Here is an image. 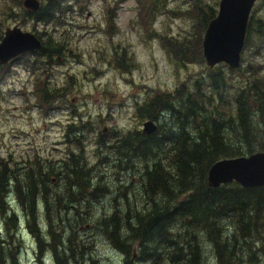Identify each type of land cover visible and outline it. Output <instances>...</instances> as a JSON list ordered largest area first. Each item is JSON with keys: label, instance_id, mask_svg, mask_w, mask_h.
Masks as SVG:
<instances>
[{"label": "rangeland", "instance_id": "rangeland-1", "mask_svg": "<svg viewBox=\"0 0 264 264\" xmlns=\"http://www.w3.org/2000/svg\"><path fill=\"white\" fill-rule=\"evenodd\" d=\"M23 1L0 0V40L20 25L63 49L0 66V164L10 172L0 249L14 252L5 263L180 264L192 252L197 264H264V199L221 208L196 194H211L207 179L181 181L173 158L200 135L218 152L264 151V0L238 67L204 56L221 0H40L59 10L46 24ZM154 98L153 115L142 114ZM148 119L158 130L142 136ZM153 216L163 231L150 228Z\"/></svg>", "mask_w": 264, "mask_h": 264}, {"label": "water", "instance_id": "water-1", "mask_svg": "<svg viewBox=\"0 0 264 264\" xmlns=\"http://www.w3.org/2000/svg\"><path fill=\"white\" fill-rule=\"evenodd\" d=\"M256 0H221L219 12L206 29L203 52L209 66L225 62L233 67L241 64V52L252 7ZM24 6L36 12L41 8L40 0H24ZM42 48L38 36L20 26L7 27L0 40V65H4L18 55ZM158 130V124L149 119L144 122V133ZM208 184L217 188L223 184L238 182L243 187L264 186V151L249 155L221 158L211 165Z\"/></svg>", "mask_w": 264, "mask_h": 264}, {"label": "trees", "instance_id": "trees-1", "mask_svg": "<svg viewBox=\"0 0 264 264\" xmlns=\"http://www.w3.org/2000/svg\"><path fill=\"white\" fill-rule=\"evenodd\" d=\"M58 7L49 8V7H42L39 12L36 13H29L31 20L34 22H44L45 24L55 20L58 22V18L56 16V12H58ZM215 17V16H214ZM213 17V18H214ZM41 36V34H40ZM43 49L40 51L41 56H45L50 58L52 54L61 53L63 46L56 42L52 37H48L46 40L43 41ZM254 90H259L258 85L253 87ZM245 96L241 94L239 96L240 100H244ZM157 98L153 99L152 106L149 104L146 108L141 110V113L145 114L146 116H152L155 109L157 108ZM242 124L245 126L251 125V120L249 119L248 113L245 111L241 114ZM74 129L75 137H77V131L74 128L73 124L70 127ZM209 138H205L204 135H200L197 141L192 142L188 146H183L182 150H178L173 158L177 160L178 163V170L177 173H181L180 179L184 184H195L194 178L197 179L198 182L202 183L207 179L209 168L213 163L221 158H231L237 157L243 154L242 151H236L235 149L232 150H224L222 152H218L220 146L211 142ZM251 152V150H250ZM74 156L70 157V165L74 163L73 160ZM4 163V164H3ZM0 164V210L2 209L3 205V198L7 197L8 194V187H9V180H10V172L8 170V162H3ZM35 168L38 171L40 170L41 166L37 163L32 167H25V177L27 180H30V176L35 173ZM84 172V170H83ZM85 173V172H84ZM48 174V172H47ZM156 175V174H155ZM181 185V182H179ZM7 185V186H6ZM229 184L222 185L219 188H211L209 192L211 194H204L203 192H197V196L205 197L206 199H211L217 203V205L221 208H225L235 202H250L252 200H259L264 199V186L257 187V188H248L242 187L237 185L236 189H229ZM5 187V188H4ZM192 188V187H188ZM176 209H171V217L175 213ZM170 213H168L164 218L168 219ZM161 218L159 216H153L150 218L152 230L158 231L161 228L157 227ZM41 242V240H40ZM120 246L122 245L124 248L127 246L124 241L119 242ZM123 247H121L123 249ZM193 246H189L191 248ZM124 250V249H123ZM182 246L179 245L178 241L171 242V255H179L182 253ZM218 253H220L219 257L221 261L224 260L225 256H222L223 250L219 249ZM14 252L11 255L8 253L6 249H0V264H7L9 258L13 256ZM11 256V257H10ZM195 255L190 252V257L179 262L180 264H197V261L194 260ZM198 258V257H197ZM75 260V259H74ZM72 260V262L74 261ZM16 263V262H15Z\"/></svg>", "mask_w": 264, "mask_h": 264}, {"label": "flooded vegetation", "instance_id": "flooded-vegetation-1", "mask_svg": "<svg viewBox=\"0 0 264 264\" xmlns=\"http://www.w3.org/2000/svg\"><path fill=\"white\" fill-rule=\"evenodd\" d=\"M138 110H139V108H138ZM141 135H142V136H144V135H147V134H144V132H143V131H141Z\"/></svg>", "mask_w": 264, "mask_h": 264}, {"label": "bare ground", "instance_id": "bare-ground-1", "mask_svg": "<svg viewBox=\"0 0 264 264\" xmlns=\"http://www.w3.org/2000/svg\"><path fill=\"white\" fill-rule=\"evenodd\" d=\"M254 189V188H253ZM46 202V201H45ZM252 223V222H251ZM249 225H251V224H249ZM54 235V234H53ZM121 249V248H120ZM219 255H220V253H219Z\"/></svg>", "mask_w": 264, "mask_h": 264}]
</instances>
